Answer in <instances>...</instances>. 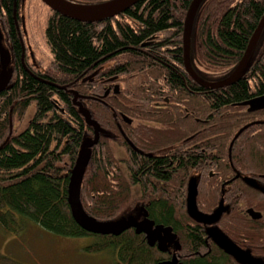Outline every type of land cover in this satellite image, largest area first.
<instances>
[{
    "label": "trees",
    "instance_id": "obj_1",
    "mask_svg": "<svg viewBox=\"0 0 264 264\" xmlns=\"http://www.w3.org/2000/svg\"><path fill=\"white\" fill-rule=\"evenodd\" d=\"M66 1L96 6L112 0ZM192 2L142 0L93 24L52 12L46 40L53 60L42 72L26 60L20 0H0L10 59V82L0 94L3 231L16 234L31 223L63 238L94 237L86 250L108 252L117 264H241L212 239L215 229L264 264V110L242 106L264 96V28L243 77L205 88L184 67ZM263 18L264 0H204L192 24L191 56L209 70L234 73ZM5 56L0 45V74ZM95 72L92 83H82ZM32 106L35 114L20 131ZM85 113L99 137L81 166L80 217L71 195L74 172L83 144L95 140ZM191 180L199 213L225 209L212 226L188 212ZM138 206L153 227L170 230L172 248L136 225L101 231ZM0 264L25 263L0 254Z\"/></svg>",
    "mask_w": 264,
    "mask_h": 264
},
{
    "label": "rangeland",
    "instance_id": "obj_2",
    "mask_svg": "<svg viewBox=\"0 0 264 264\" xmlns=\"http://www.w3.org/2000/svg\"><path fill=\"white\" fill-rule=\"evenodd\" d=\"M51 15V10L41 0H20V33L24 42L26 60L36 71H45L53 60L46 40V29ZM0 45L7 57L9 49L1 30ZM191 64L198 76L207 84L228 80L233 75L232 70L207 69L194 54L191 56ZM34 114L35 107L32 106L28 111L26 122L19 127L20 131L27 128ZM112 147L119 158L125 156L122 147L115 143ZM76 214L80 216L77 211ZM83 221L86 222V218H83ZM85 224L90 229L97 228L93 221L88 220ZM129 225H136L138 229L147 231L150 239L158 241L161 247L172 248L175 245V237L169 229L155 228L147 221L143 206H138L128 215L114 222L104 224L103 229L116 233ZM96 242L97 238L94 237L69 239L49 234L31 223L16 234L5 232L0 228V254L25 264H117L108 252L90 253L86 250Z\"/></svg>",
    "mask_w": 264,
    "mask_h": 264
},
{
    "label": "water",
    "instance_id": "obj_3",
    "mask_svg": "<svg viewBox=\"0 0 264 264\" xmlns=\"http://www.w3.org/2000/svg\"><path fill=\"white\" fill-rule=\"evenodd\" d=\"M52 12L58 13L66 18L76 20L83 23L93 24L98 22H104L109 19L115 18L127 10L138 4L142 0H112L100 5L96 6H83L74 3H70L65 0H41ZM204 0H193L191 7L187 13L185 27H184V37H183V48H184V67L187 73L191 76V78L199 85L209 88V89H219L226 87L228 85L233 84L234 82L241 79L248 68V60L252 53L255 43L264 28V18L261 21L257 31L255 32L248 50L246 51L243 59L241 60L239 66L227 81L223 83L217 84H207L204 82L198 74L194 71L191 66V36H192V24L195 17V14L200 7L201 3ZM10 64V59L5 56V70L0 74V94L6 89L10 82V74L9 71L6 70L7 66ZM98 74V72L93 73L91 76L86 77L82 83L93 82L94 77ZM108 90L105 94V97L109 94ZM114 92L116 94L119 93V86H115ZM244 107L248 108L249 112H257L264 110V96L255 98L253 100L248 101L243 104ZM86 121L95 126V140L86 142L82 147V158L77 164L76 171L74 172L73 178V186H72V201L74 203L75 210L77 211L78 206V190L80 185L81 178V166H83L88 158V153L86 149H89L92 145L96 143L99 137V128L95 122L90 121L87 113ZM127 122H130L126 119ZM134 148V147H133ZM195 196H196V185L195 181L191 180L189 187V195H188V212L189 214L198 222L211 226L215 224L220 216L225 212V209L222 207L218 208L212 216L201 214L197 211L195 207ZM79 212V211H77ZM81 215V212H79ZM248 214L255 220L261 219V214L254 211L253 209L248 210ZM82 217V216H80ZM101 231L107 232L103 228ZM147 232V231H146ZM148 233V232H147ZM149 235V234H148ZM210 236L217 243V245L223 249L225 252L233 256L239 263L241 264H263L261 260L252 258L248 252L242 251L240 248L235 246L232 242H230L224 235H222L218 230H211ZM151 240V239H150ZM155 241V240H151Z\"/></svg>",
    "mask_w": 264,
    "mask_h": 264
},
{
    "label": "bare ground",
    "instance_id": "obj_4",
    "mask_svg": "<svg viewBox=\"0 0 264 264\" xmlns=\"http://www.w3.org/2000/svg\"><path fill=\"white\" fill-rule=\"evenodd\" d=\"M185 21H186V19H185ZM225 81H227V80H225ZM225 81H223V82H225ZM223 82H221V83H223ZM253 100V99H252ZM248 102V101H247ZM247 102H245V103H247ZM245 103H243V104H245ZM243 104H242V106H243ZM244 107V106H243Z\"/></svg>",
    "mask_w": 264,
    "mask_h": 264
},
{
    "label": "flooded vegetation",
    "instance_id": "obj_5",
    "mask_svg": "<svg viewBox=\"0 0 264 264\" xmlns=\"http://www.w3.org/2000/svg\"><path fill=\"white\" fill-rule=\"evenodd\" d=\"M219 83H221V82H219ZM114 84V83H113ZM217 84V83H216ZM130 145V144H129ZM122 158V157H121Z\"/></svg>",
    "mask_w": 264,
    "mask_h": 264
}]
</instances>
